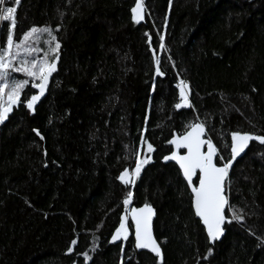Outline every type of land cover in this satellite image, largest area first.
I'll return each mask as SVG.
<instances>
[{"label":"trees","instance_id":"trees-1","mask_svg":"<svg viewBox=\"0 0 264 264\" xmlns=\"http://www.w3.org/2000/svg\"><path fill=\"white\" fill-rule=\"evenodd\" d=\"M136 3L18 4L14 39L59 25L61 48L35 112L24 106L35 94L29 79L20 107L0 125V264H161L134 249L130 222L128 240L110 242L128 191V207L156 210L162 264H264V144L250 141L233 168L228 198L243 220L227 223L213 246L179 168L163 162L190 123L205 125L225 160L232 132L264 136V0H141L139 22ZM10 24L0 29V47ZM44 39L28 59L43 57ZM181 80L192 107L176 109ZM141 137L154 151L135 184L124 185L121 172L147 152Z\"/></svg>","mask_w":264,"mask_h":264},{"label":"snow or ice","instance_id":"snow-or-ice-1","mask_svg":"<svg viewBox=\"0 0 264 264\" xmlns=\"http://www.w3.org/2000/svg\"><path fill=\"white\" fill-rule=\"evenodd\" d=\"M15 3L18 5L20 0H15ZM3 4L4 0H0V19L10 21L11 24L6 32V46L0 47V123L8 118L12 107L20 101L22 91L30 83L29 79H12V73H23L31 79V87L38 89L37 94H32L30 97L26 96L24 102V106L29 112L34 113L35 104L44 95L52 73L57 70L56 64L59 60V50L61 48V43L55 34L59 31V25L55 29L47 25L32 26L24 31L18 40L14 39L13 29L16 24L14 16L16 8L12 6L2 7ZM131 12L133 21L139 22L144 19L141 0H137L136 6L131 9ZM41 37H46L42 43L47 45L43 57L28 59L32 53L41 50L35 47V44L41 41ZM161 40H163V37H161ZM160 47L163 48L164 45L161 43ZM159 65L160 61L156 59L155 71L162 76L164 73ZM177 87L180 89V102L176 103L174 107L176 109H180L182 106L192 107L188 98L187 82L181 80ZM188 129L182 135L169 141L177 150L186 149V153L181 155L179 151H173L170 155L164 156L163 159L165 161H175L179 165V171L182 173L184 180L187 181V186L191 188L195 215L199 217L204 225L209 241L214 242L223 234V226L226 222L243 220V216L240 214L241 210L229 202L228 191L231 184L229 170L250 141L255 140L260 144H264V136L232 132L230 156L225 160L223 156L219 155L218 149L210 137L207 139L202 138L205 133L203 123H190ZM32 131L41 140L44 139L39 129L34 128ZM145 143L147 144V152L144 158L141 159L139 151H137L135 167L132 172L130 173L125 168L119 175L118 179L124 185H134L143 165L151 159L147 153L154 151L153 145L141 137V145ZM197 173H199L198 185H194L193 177L197 176ZM132 196L133 193L128 191L123 200L126 212ZM226 209L230 216H226ZM130 212L135 229L134 249L149 250L155 257L162 259L161 249L152 233L153 207L145 203L142 207H132ZM127 219V214L121 217L120 226L112 235L110 242L128 240ZM71 243L75 245L76 240L71 241ZM67 251L71 253L73 251L72 247H69ZM121 251H123V247H121ZM209 254H211V249H209Z\"/></svg>","mask_w":264,"mask_h":264},{"label":"water","instance_id":"water-1","mask_svg":"<svg viewBox=\"0 0 264 264\" xmlns=\"http://www.w3.org/2000/svg\"><path fill=\"white\" fill-rule=\"evenodd\" d=\"M58 64H59V60L57 61V64H56V69H57V70H56L55 72L58 71ZM53 73H54V72H53ZM53 73H52V75H51V77H50V79H49V83H48V85H47V89H46L44 95H43L41 98H43V97L46 95L47 91H48V88H49V86H50V84H51V81H52ZM31 88H32V87H31ZM32 90L35 91V94L38 93V89H34V88H32ZM20 104H21V101H19L17 105H14V106L12 107V111L8 114V118H7L3 123H0V125H3V124H5V123L8 121V119L12 116V114L14 113V111L17 110V109L20 107ZM36 105H37V103L35 104V107H36ZM176 136H179V135H177V134L175 133V134H174V137H176ZM174 137H173V138H174ZM202 138L207 139V132H206V130H205L204 136H203ZM213 144H214V143H213ZM172 146H173V151H179V153H180L181 155H183V154L186 153V149H179V150H177L173 144H172ZM205 150H206V145H205ZM245 151H246V148L244 149V152H242V153L236 158V161L233 162V165H232L231 169L229 170V176H230L231 172L233 171V168L235 167L237 161L240 160V159L243 157ZM167 156H168V155H167ZM163 162H164L165 164H169V163L175 164V165L179 168V165L176 164L175 161H165V160H164ZM218 166H219V165H218ZM128 170H129V169H128ZM129 172H130V170H129ZM181 174H182V173H181ZM198 176H199V173H197V176H194V177H193V184H194V185H198ZM182 177H183V175H182ZM183 179H184V178H183ZM119 181H120V180H119ZM184 181H185L186 184H187V181H186V180H184ZM188 188H189V187H188ZM189 190H190V192H191V188H189ZM191 195H192V194H191ZM192 204H193V199H192ZM141 207H142V206H141ZM131 208H132V207L128 208L127 212H126V210H125L124 213H123V216H125V215L127 214L128 219H127V221H126V226H127V224H128L129 222L131 223V225H132V227H133V235H134V233H135V229H134V224H133V222L131 221V212H130V209H131ZM153 209H154V208H153ZM193 210H194V213H195V208H194V206H193ZM226 211H227V209H226ZM225 214H226V213H225ZM156 216H157V214H156V210L154 209V215H153V218H152V233H153V237H154L155 240H156V238H155V232H154V222H155ZM195 216H196V215H195ZM196 218L200 221L199 217L196 216ZM200 222H201V221H200ZM201 224H202V222H201ZM226 224H227V222H226L225 225L223 226V227H224V232H223V234L221 235V237H220L218 240L214 241V242L209 241V243H210L211 246L215 245V244L218 243V242H221V240L223 239V237H224V235H225V226H226ZM202 226L204 227L203 224H202ZM204 229H205V227H204ZM205 231H206V229H205ZM206 234H207V232H206ZM134 241H135V235H134ZM156 242H157V240H156ZM157 244L159 245L158 242H157ZM159 247H160V249H161V256H162V259H161V258H157V257H156V258L158 259L159 263L162 264V263L164 262V256H163V251H162V248H161L160 245H159ZM136 250H137L138 252H146V253H149V254H151L152 256L155 257V255H154L153 253H151L149 250H146V249H136ZM211 253H212V251H211Z\"/></svg>","mask_w":264,"mask_h":264},{"label":"built area","instance_id":"built-area-1","mask_svg":"<svg viewBox=\"0 0 264 264\" xmlns=\"http://www.w3.org/2000/svg\"><path fill=\"white\" fill-rule=\"evenodd\" d=\"M11 1H14V2H15V0H4V4L2 5V7H8V4H9ZM20 1H21V0H20ZM13 7L16 8V12H15V14H14V16L16 17V13H17V7H18V5L15 3V4L13 5ZM6 22H9V21H4V20L0 19V29H1L2 25H3L4 23H6Z\"/></svg>","mask_w":264,"mask_h":264},{"label":"rangeland","instance_id":"rangeland-1","mask_svg":"<svg viewBox=\"0 0 264 264\" xmlns=\"http://www.w3.org/2000/svg\"><path fill=\"white\" fill-rule=\"evenodd\" d=\"M27 79H30L29 77H27ZM144 156H145V154L144 155H140V158L141 159H143L144 158ZM128 208H130V207H128Z\"/></svg>","mask_w":264,"mask_h":264},{"label":"bare ground","instance_id":"bare-ground-1","mask_svg":"<svg viewBox=\"0 0 264 264\" xmlns=\"http://www.w3.org/2000/svg\"><path fill=\"white\" fill-rule=\"evenodd\" d=\"M13 2V1H12Z\"/></svg>","mask_w":264,"mask_h":264}]
</instances>
